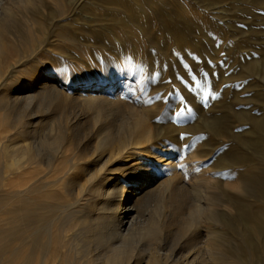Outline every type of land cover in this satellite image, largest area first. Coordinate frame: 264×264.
Listing matches in <instances>:
<instances>
[{
	"label": "rangeland",
	"instance_id": "obj_1",
	"mask_svg": "<svg viewBox=\"0 0 264 264\" xmlns=\"http://www.w3.org/2000/svg\"><path fill=\"white\" fill-rule=\"evenodd\" d=\"M20 7L12 8L8 28L19 31L23 44L9 33L7 58L1 60L4 72L14 60L21 61V67L0 87V264H33L29 212L34 197L39 196L41 204L49 200L63 205L64 214H84L83 208L72 206L69 190L48 199L44 183L34 185L27 151L33 137L50 134L51 124L60 118L71 123L84 117L86 125L92 120L88 112L80 116L75 104L60 103L62 88L76 90L107 78L120 80L122 101L139 106L163 103L159 124L175 128V142H163L171 143L169 153L176 152L179 159L176 182L195 186L222 179L231 198V171L224 168L240 160L242 215L258 212L264 219V0H45L44 11L35 18L43 26L37 28L23 27L20 17L33 7ZM65 27L81 28L76 48L57 39L56 32ZM73 51L78 53L73 59L76 68L68 62ZM60 61L61 76L53 70ZM204 72L209 73L207 79ZM40 76L51 79L54 90L43 89L30 104L4 105L11 86ZM22 152L27 153L20 158ZM64 171L65 163L58 162L49 176ZM185 201L192 204V199ZM159 205L156 192L141 201L139 218L145 224L157 221L164 239L168 209L161 211ZM185 216L169 248L187 243L185 224L191 217ZM224 218L231 226L232 214ZM253 240L256 253L264 250L255 245L259 238ZM257 255L243 256L240 264H264V254ZM54 261L60 264V258Z\"/></svg>",
	"mask_w": 264,
	"mask_h": 264
},
{
	"label": "bare ground",
	"instance_id": "obj_2",
	"mask_svg": "<svg viewBox=\"0 0 264 264\" xmlns=\"http://www.w3.org/2000/svg\"><path fill=\"white\" fill-rule=\"evenodd\" d=\"M77 3L76 10L80 6ZM15 4L24 11L33 7L28 12L20 7L23 27L43 26L35 18L42 8L44 11L45 0H0V87L21 65L18 60L8 62L4 72L1 62L7 58L9 33L23 44L19 31L10 32L8 28ZM79 34L81 28L65 27L56 32V37L76 48ZM77 56L73 51L68 60L71 68L77 67ZM61 63L53 68L59 76L63 70ZM51 83V79L40 76L29 84L13 85L3 103L7 108L22 101L30 104L43 89L54 90ZM119 86V79L107 78L76 90L62 88L58 95L60 103L75 104L80 116L88 112L93 115L92 120L86 125L84 117L72 118L71 123L60 118L51 124L50 134L33 137L27 152L34 185L44 183L48 199H56L69 190L72 206L85 210L82 216L75 217L71 212L64 214L63 205L49 200L41 204L39 196L33 198L29 212L33 264H55L52 261L56 257L60 264H240L243 256L263 255L264 250L256 253L252 243L259 238L255 245L264 249V219L258 212L246 216L241 212L244 179L238 174L242 168L240 160L224 168L231 171V198L222 179L195 186L176 182L179 159L168 148L175 142L171 134L175 128L159 124L164 117L163 103L139 106L122 101ZM21 118L18 109L17 121ZM164 139L171 143L163 142ZM27 152L18 155L21 158ZM193 158L199 166L198 155L193 154ZM58 162L65 163V171L51 178L49 175ZM85 177V182L80 183ZM60 181L62 184L58 185ZM156 192L161 196V211L168 209V220L163 225L168 240L162 238V227L157 221L145 224L139 218L141 201L151 199ZM186 199H192L194 208L187 205ZM190 208L193 210L189 213ZM228 213L234 218L231 226L224 218ZM186 214L191 217L185 224L187 243L169 248V242L177 239V226ZM244 224L249 227L244 228Z\"/></svg>",
	"mask_w": 264,
	"mask_h": 264
},
{
	"label": "snow or ice",
	"instance_id": "obj_3",
	"mask_svg": "<svg viewBox=\"0 0 264 264\" xmlns=\"http://www.w3.org/2000/svg\"><path fill=\"white\" fill-rule=\"evenodd\" d=\"M214 74V73H213ZM203 76L205 79H207L209 77V73L208 72H204ZM171 95V94H170ZM157 100L161 99V97H156ZM183 110V109H182ZM180 113H177V115H179ZM181 138L183 139V134L181 135Z\"/></svg>",
	"mask_w": 264,
	"mask_h": 264
}]
</instances>
